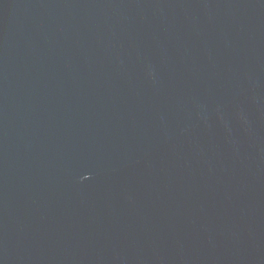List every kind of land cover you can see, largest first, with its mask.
I'll return each instance as SVG.
<instances>
[{"label": "water", "instance_id": "95a60500", "mask_svg": "<svg viewBox=\"0 0 264 264\" xmlns=\"http://www.w3.org/2000/svg\"><path fill=\"white\" fill-rule=\"evenodd\" d=\"M0 264H264V0H0Z\"/></svg>", "mask_w": 264, "mask_h": 264}]
</instances>
